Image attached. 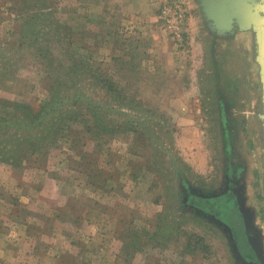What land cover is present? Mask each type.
<instances>
[{
  "label": "rangeland",
  "instance_id": "obj_1",
  "mask_svg": "<svg viewBox=\"0 0 264 264\" xmlns=\"http://www.w3.org/2000/svg\"><path fill=\"white\" fill-rule=\"evenodd\" d=\"M235 15L0 0V264H264V27Z\"/></svg>",
  "mask_w": 264,
  "mask_h": 264
},
{
  "label": "water",
  "instance_id": "obj_2",
  "mask_svg": "<svg viewBox=\"0 0 264 264\" xmlns=\"http://www.w3.org/2000/svg\"><path fill=\"white\" fill-rule=\"evenodd\" d=\"M213 9L215 11H220L221 13L225 14H231L234 16H238V17H242V21L245 23L243 24L244 26H250L252 24V22L256 23V25H260L264 27V16H259L258 13L255 14L252 13V7L254 6V4L257 2V4L255 5L256 7H260L262 9V11L264 12V3H262V5L258 2V0H227L226 3V11L222 10L221 8L218 7L219 5H222V1L223 0H209ZM252 1L254 2V4L252 5ZM245 9L243 12H241L240 14L238 12H240V10Z\"/></svg>",
  "mask_w": 264,
  "mask_h": 264
},
{
  "label": "built area",
  "instance_id": "obj_3",
  "mask_svg": "<svg viewBox=\"0 0 264 264\" xmlns=\"http://www.w3.org/2000/svg\"><path fill=\"white\" fill-rule=\"evenodd\" d=\"M160 16L166 19L168 30L175 32L178 36L181 35L185 23V11L181 4H176L175 7L167 6Z\"/></svg>",
  "mask_w": 264,
  "mask_h": 264
},
{
  "label": "crops",
  "instance_id": "obj_4",
  "mask_svg": "<svg viewBox=\"0 0 264 264\" xmlns=\"http://www.w3.org/2000/svg\"><path fill=\"white\" fill-rule=\"evenodd\" d=\"M258 2L262 5V1H260V0H258ZM254 4V2L252 1V5ZM257 4V2L254 4V6L252 7V13H258V15L259 16H264V12L262 11V9L260 8V7H256L255 5ZM143 8H144V6H143ZM254 13V14H255ZM144 22H141V24H143ZM187 83V82H186ZM188 83H190L189 81H188ZM197 157L194 159L195 160V162L197 161Z\"/></svg>",
  "mask_w": 264,
  "mask_h": 264
},
{
  "label": "trees",
  "instance_id": "obj_5",
  "mask_svg": "<svg viewBox=\"0 0 264 264\" xmlns=\"http://www.w3.org/2000/svg\"><path fill=\"white\" fill-rule=\"evenodd\" d=\"M226 3H227V0H223L221 3L222 5L218 4V7L221 8L222 10L226 11Z\"/></svg>",
  "mask_w": 264,
  "mask_h": 264
},
{
  "label": "flooded vegetation",
  "instance_id": "obj_6",
  "mask_svg": "<svg viewBox=\"0 0 264 264\" xmlns=\"http://www.w3.org/2000/svg\"><path fill=\"white\" fill-rule=\"evenodd\" d=\"M244 254H245L244 256H246V257L250 258V260H252V256L251 255L249 256V254H247V253H244Z\"/></svg>",
  "mask_w": 264,
  "mask_h": 264
}]
</instances>
